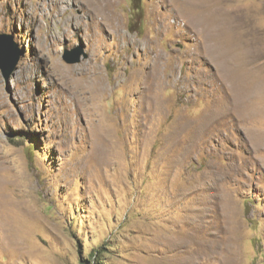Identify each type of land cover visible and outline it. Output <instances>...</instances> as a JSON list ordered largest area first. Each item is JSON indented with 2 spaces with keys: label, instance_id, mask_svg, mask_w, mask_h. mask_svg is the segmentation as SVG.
<instances>
[{
  "label": "rangeland",
  "instance_id": "obj_1",
  "mask_svg": "<svg viewBox=\"0 0 264 264\" xmlns=\"http://www.w3.org/2000/svg\"><path fill=\"white\" fill-rule=\"evenodd\" d=\"M171 1L0 0V264H264V0Z\"/></svg>",
  "mask_w": 264,
  "mask_h": 264
},
{
  "label": "water",
  "instance_id": "obj_2",
  "mask_svg": "<svg viewBox=\"0 0 264 264\" xmlns=\"http://www.w3.org/2000/svg\"><path fill=\"white\" fill-rule=\"evenodd\" d=\"M11 38L9 36L0 35V70L4 77L13 70V68L16 66L18 57L17 55H14L13 53H10L9 56L4 55V45L9 41ZM83 55L82 51H77L74 53H66L64 52L62 56V60L66 64H76L80 61V56ZM85 55H83L84 57Z\"/></svg>",
  "mask_w": 264,
  "mask_h": 264
},
{
  "label": "bare ground",
  "instance_id": "obj_3",
  "mask_svg": "<svg viewBox=\"0 0 264 264\" xmlns=\"http://www.w3.org/2000/svg\"><path fill=\"white\" fill-rule=\"evenodd\" d=\"M188 1H189V0H188ZM188 1H187V3H188ZM198 1H199V0H198ZM169 3H170V2H169ZM192 5H193V3H192ZM195 5H196V4H195ZM195 5L191 7L192 11L195 10V9H194V8H195ZM171 6H180V7H184L186 10L190 8V5H189V4H185V5H184V4L182 3V0H172V1H171ZM187 6H188V8H187ZM202 9H203V7H200V6H199L198 9L196 8V11H197V10H202ZM205 9H206V8H205ZM212 21H213V20H212ZM212 21H211V22H212ZM209 22H210V21H209ZM209 22H208V23H209ZM211 22H210V23H211ZM223 25H224V24H223ZM219 26H220V24H219ZM222 28H223V27H222ZM220 31H221V30H220ZM218 34H219V35H218ZM217 36H221V33H217ZM233 63H234V62H233ZM230 66H231V65H230ZM228 68H230V67H228ZM235 70H236V69H235ZM237 83L241 85V82H240V81L237 82ZM237 91H238V90H237ZM240 91L242 92V90H240ZM240 91H238V92H240ZM223 114H224V113H223ZM224 115H225V114H224Z\"/></svg>",
  "mask_w": 264,
  "mask_h": 264
},
{
  "label": "trees",
  "instance_id": "obj_4",
  "mask_svg": "<svg viewBox=\"0 0 264 264\" xmlns=\"http://www.w3.org/2000/svg\"><path fill=\"white\" fill-rule=\"evenodd\" d=\"M81 264H85V263L82 262Z\"/></svg>",
  "mask_w": 264,
  "mask_h": 264
}]
</instances>
